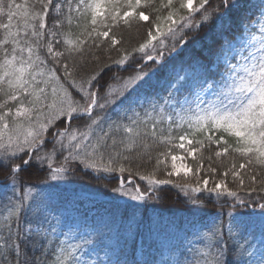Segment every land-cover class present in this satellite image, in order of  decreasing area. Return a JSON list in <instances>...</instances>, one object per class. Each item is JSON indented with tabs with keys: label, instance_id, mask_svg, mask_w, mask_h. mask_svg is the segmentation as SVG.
<instances>
[{
	"label": "snow or ice",
	"instance_id": "1",
	"mask_svg": "<svg viewBox=\"0 0 264 264\" xmlns=\"http://www.w3.org/2000/svg\"><path fill=\"white\" fill-rule=\"evenodd\" d=\"M209 4L0 0V168L8 182L0 189L8 193L0 200L6 213H0V264H48V257L51 264H105L85 258L82 249L93 241L77 240L78 229L59 231L60 201L50 182L67 181L77 167L98 181L115 178V187L104 185L113 200L147 207L159 199L160 186L173 185L193 212L203 211L206 201L219 204L218 215L227 221H214L195 235L189 243L196 246L187 250L191 258L182 252L185 259L174 264H264V240L257 255L245 219L257 217L264 236V195L245 198L227 183L231 175L245 192L264 193V0ZM143 22L150 25L147 39L130 51L121 47L123 34L115 30ZM213 24L221 43L211 64L192 59L189 67L197 71L184 75L173 68L161 88L158 74L202 27ZM234 24L239 31L229 39ZM136 53L142 63H133ZM149 62L153 67L145 70ZM88 64L96 67L85 75ZM129 66L131 74L104 79L114 67ZM161 146L165 150L156 151ZM212 146L215 157L232 159L220 179L217 168L204 165V150ZM148 164L151 171H138ZM30 169L44 178L33 183L25 176ZM161 172L165 178H158ZM133 175L146 189L133 183ZM181 175L195 176V184L172 179ZM140 207L125 205L133 216Z\"/></svg>",
	"mask_w": 264,
	"mask_h": 264
},
{
	"label": "trees",
	"instance_id": "2",
	"mask_svg": "<svg viewBox=\"0 0 264 264\" xmlns=\"http://www.w3.org/2000/svg\"><path fill=\"white\" fill-rule=\"evenodd\" d=\"M17 2H22V0H17ZM159 0H157L158 5ZM218 3V0H210L209 8L214 7ZM253 3H258V0H253ZM200 16L197 15L196 19ZM148 25L143 22L140 26L133 25L130 29L121 26V28L116 29L118 33L123 34L124 43L121 47L127 48L129 51L133 47H137L145 39H147ZM239 28L234 24L233 29L226 33L229 39L233 37ZM191 35V33H189ZM167 43H171L170 40L166 39ZM221 41L217 38L215 32V25H210L208 27H202L197 34V39L189 42L179 50V55L175 59L169 61L165 66V70H162L158 76L160 87L165 86L166 74L175 71H180L181 75H184L185 71L195 72L197 69L189 67L192 59H199V61L205 65L211 64L214 59V53L220 46ZM234 54V53H233ZM112 58L116 59L119 56V52L113 51ZM136 61L133 63H142L140 60L141 54L136 53ZM102 61L105 59L101 57ZM181 65H183L184 71H181ZM96 67L94 64H88L85 75L91 73ZM153 67L152 62H149L145 70ZM133 71V67L129 66L127 71H121L120 69L113 68L112 72L107 73L104 77L106 80L108 76L112 73L118 75H129ZM103 83V81H101ZM78 122H74L75 124ZM179 135V133H175ZM50 147V146H49ZM164 147H159L156 151H163ZM216 151L215 146L210 149L206 148L204 150V165L207 169L208 165L211 164L212 167L217 168L216 179L221 178L223 171L231 166L232 159L229 156L215 157L214 153ZM176 154L184 155L183 151L180 149H174ZM155 154V153H154ZM211 156V160L208 157ZM188 163H193L191 158H187ZM235 161L237 165L240 163V158L236 157ZM152 165L148 164L144 167L138 169L141 173L146 174L151 171ZM137 169H134L136 171ZM4 171L6 169L0 168V189H4L7 185V180L4 179ZM33 170L30 169L25 173V176L30 178L33 183L44 178L43 173L32 174ZM264 172V169L261 170ZM244 170H242V174ZM204 172L201 173V178H203ZM158 178H165L163 173L157 174ZM128 174L125 173L124 179L127 180ZM134 184H138L142 190L146 189L147 185L145 182L139 180L135 175L131 177ZM176 183H191L195 184L196 177H172ZM245 183L248 184V176L244 175ZM54 181H51L52 183ZM68 184L74 185V190L79 193L76 196L78 199H83L84 204L95 200V207L98 208L95 217L97 219L85 220L83 218L78 220H62L60 219L59 231L67 232L70 228L78 229L76 232L77 240L80 237L85 239H90L93 243L85 245L82 251L87 252L86 259L93 261H103L105 264L110 260L112 264H174L176 260H184L185 256L181 253H186L188 258H191V254L187 253V250L191 247H195V242L193 237L199 235L200 232L205 231L207 227H210L214 221L218 222L220 219L227 221V216L221 217L218 215L220 211V205L214 204L211 201H206L207 207L200 212H193L191 206L187 203V199L184 193L173 185H163L160 186L156 195L159 197L156 201H149L147 207H144L142 202H135L127 200L121 197L118 200H113L111 195L108 194L104 185L108 188L115 187L118 181L113 178L111 180H95L91 174H86L80 170L79 167L76 169V175L69 177L67 181ZM228 186L234 190H239L240 195L252 199H257L258 195H264V193H247L244 189L239 188V182L234 181L231 175L227 177ZM131 186V185H129ZM211 186V185H210ZM99 193H103L102 195ZM8 194L7 192H0V200L3 196ZM193 196H198L201 199L207 197V193H192ZM75 199L78 202V199ZM72 201V199H71ZM232 198H228V202L231 203ZM264 202V201H262ZM141 204L140 210L133 213L130 210L125 209V205ZM60 208L58 211L62 214L68 212H73L71 204L67 201L65 203H60ZM224 210H227V204L224 205ZM79 212V211H77ZM259 212V209H257ZM0 213L6 214L5 211L0 208ZM99 217V218H98ZM251 224V231L255 234V238H249L250 244L252 245V251L259 255L261 251V240H264V236H261V231L259 228V221L257 217H245ZM59 234V233H58ZM63 238L62 236L60 237ZM31 255V253H30ZM36 256H40L41 253H35ZM48 264H51V257H48Z\"/></svg>",
	"mask_w": 264,
	"mask_h": 264
},
{
	"label": "rangeland",
	"instance_id": "3",
	"mask_svg": "<svg viewBox=\"0 0 264 264\" xmlns=\"http://www.w3.org/2000/svg\"><path fill=\"white\" fill-rule=\"evenodd\" d=\"M51 184L55 185V187L50 189V191L56 194V197L60 201V203L61 202L65 203L66 201L67 203L69 202L72 206V210L74 211V213L71 211L70 212L67 211L64 214H62V212L60 211H57L60 213V215L58 216L62 220H72V219L78 220V218L79 219L83 218L86 221L89 220L91 222V220L97 219V217H95V214L97 213L98 208L95 207V203H93L95 200H91V202L86 203V204L84 203L81 204L80 201L83 199H78L76 197L79 195L80 192H78L77 190H74L75 188L74 185H70L65 181H59V182L54 181ZM75 197L78 199V202L75 199ZM59 206L60 204L58 205V209L60 208Z\"/></svg>",
	"mask_w": 264,
	"mask_h": 264
}]
</instances>
